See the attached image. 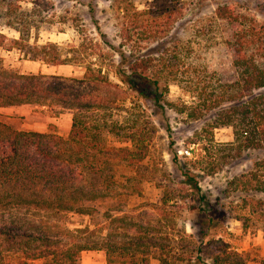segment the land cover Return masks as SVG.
Here are the masks:
<instances>
[{
  "label": "rangeland",
  "instance_id": "1",
  "mask_svg": "<svg viewBox=\"0 0 264 264\" xmlns=\"http://www.w3.org/2000/svg\"><path fill=\"white\" fill-rule=\"evenodd\" d=\"M221 4L233 5L236 12L261 26L249 49L263 61L264 0H180L177 5L170 0H0V32L9 39L17 38L18 33L6 24L8 6L30 25V43L51 42L68 48L80 45L85 53L97 43L102 61H94L102 66L109 84L89 86L87 92L105 105L112 102L111 118L119 124L135 120L149 139L139 164L129 165L116 158L106 161L114 171L110 194L87 202L84 213L69 212L55 222L57 217L49 212L26 206L9 208L2 201L0 231L14 223L26 232H38L41 224L45 230L59 224L57 229H69L68 234H62L64 240L93 235L116 245L128 242L149 264H159L161 252L169 255L170 264H211L218 253L230 264L264 263V215L260 208L252 212L259 196L245 192L255 182H228L251 170L264 152L245 150L230 156L231 128L211 127L213 112L191 116L194 99L187 88L224 81L232 73L231 57L223 43L224 21L213 16L214 8ZM171 7L174 10L166 19V10ZM129 23L134 25L130 45L135 55L156 53L162 59L153 70L171 74L162 109L119 82L113 72L117 56L102 44L104 40L117 46L121 28ZM173 46L176 59H170ZM0 67L19 73L82 75L78 66H46L24 58L17 49H5V45L0 46ZM0 119L13 129H52L65 137L71 111L22 104L0 108ZM105 136L108 144H129L123 138ZM216 163L219 167L213 168ZM77 228L87 230L75 232ZM91 230L95 233L90 235ZM79 264H105L104 249L81 251Z\"/></svg>",
  "mask_w": 264,
  "mask_h": 264
},
{
  "label": "trees",
  "instance_id": "2",
  "mask_svg": "<svg viewBox=\"0 0 264 264\" xmlns=\"http://www.w3.org/2000/svg\"><path fill=\"white\" fill-rule=\"evenodd\" d=\"M170 2L177 5L180 0ZM173 10L172 7L166 10V19ZM6 11V24L18 33V37L9 39L0 32L1 47L17 49L24 58L46 66L75 65L82 69L80 77H66L41 72L19 73L0 67V108L35 104L71 111L65 137L52 129L46 132L13 129L0 119V202L9 208L26 206L49 212L57 217L56 222L69 212L84 213L87 202L107 197L114 171L106 166V161L116 158L129 165L139 164L146 154L149 139L135 120L123 124L113 120L112 102L105 105L100 98L87 92L89 86L109 84L102 66L94 61L95 58L102 61L97 43L86 53L80 45L68 48L51 42L30 43V25L9 6ZM213 16L224 21L226 37L223 43L231 57L232 73L227 80L187 88L194 99L191 116L197 118V112H213L211 127L231 128L230 156H239L245 150L264 152V59L260 61L249 49L261 26L236 12L231 4L216 5ZM133 28L132 23L121 28L117 46L104 40L102 44L117 56L113 72L119 82L162 109L167 103L165 97L171 74L153 70L162 59L156 53L155 56L152 53L135 55L130 45ZM171 50L170 59H176V46ZM106 134L123 138L129 144H108ZM216 164L213 168L219 167V163ZM189 180L196 184L193 178ZM250 181L255 184L245 192L252 191L251 196H259L252 212L260 208L264 215V157L255 161L251 170L228 182L229 185L238 182L248 185ZM57 225L51 224L45 230L41 224L38 232H26L27 229H20L14 223L1 230L0 264H79L80 252L95 248L104 249L105 264H149L147 257L135 253L131 243L116 245L105 238H95L91 235L95 230L90 231L91 236L64 240L62 234H68L69 229H57ZM28 226L35 228V225ZM86 230L77 228L74 231L84 233ZM226 258L218 253L211 264H230ZM158 260L159 264H170L167 253L161 252Z\"/></svg>",
  "mask_w": 264,
  "mask_h": 264
}]
</instances>
